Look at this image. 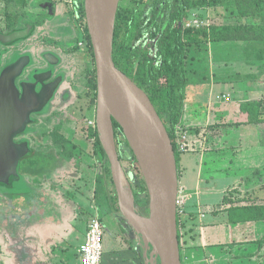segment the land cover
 <instances>
[{
	"label": "rangeland",
	"instance_id": "374dc122",
	"mask_svg": "<svg viewBox=\"0 0 264 264\" xmlns=\"http://www.w3.org/2000/svg\"><path fill=\"white\" fill-rule=\"evenodd\" d=\"M63 2L65 9L71 8V4L74 9L77 8L75 4L78 0H63ZM43 14L44 11L37 6L36 0H0V29L9 30L14 28L20 20H30L37 26L34 40L41 41L46 37L47 32L51 31L48 25H44ZM188 14L187 24L190 26L236 25L252 22L250 19L238 17L233 13L232 7L223 5L201 7L189 11ZM62 40L67 42L66 38ZM262 48L259 43L252 42L208 43L189 48L186 62L188 85L185 91V103L191 104L194 110L195 108L199 110L198 117L206 122L203 126L190 128L179 124L177 127L179 132L182 130L186 132L183 128H189L188 131L193 132L191 135L193 141L189 137V143L191 141L195 148L192 153H199L202 148L205 149V147H199V141H206L204 135L199 136L204 128H222L223 140L228 138L233 140L234 135L237 134L235 128L241 126L255 128V135L251 131L247 137L249 141H256L258 143L256 146L263 147L261 142L264 137V124H243L240 114L241 104L261 100L264 118V59L262 61L255 59ZM66 59L69 57L67 56ZM79 98L80 100H76L73 106L75 115L89 100H94L92 88L89 89L87 86L86 92ZM209 110L213 112L212 115ZM84 114L87 115L85 112ZM67 120L69 125L65 123L66 128H62L61 131L66 138L72 140L73 146L60 148L51 145L47 137L44 146L35 145L41 156L25 160L21 167L28 184L35 188L43 190L49 188L53 191L50 197L54 202L57 200L60 212L55 209L57 205L48 207L45 204L43 210L50 208L51 211L40 215L42 219L35 217L36 213L33 212L31 217L29 216L30 219L25 215L27 211L25 212L26 208L23 210V206L31 204L27 197L37 190L28 193L27 190L23 192L25 190L22 189V192L19 190L15 195L0 194V264H82L78 253L79 247L83 244L89 224L94 220L100 222L103 230L101 264H149L143 253L141 258L137 252V248L143 252L139 238L117 211L114 201L116 194L109 177H107L108 197L100 198L98 203H94V173H105L102 163L99 164L96 159L97 148L91 139L92 130L88 129L86 140L85 132L81 131L74 117ZM49 130L50 128L42 129L46 133ZM117 141L118 155L131 185L134 205L139 214L147 218L149 199L147 191H144L142 174L138 165L134 163L130 149L120 131H118ZM70 150L72 155L65 161L67 151ZM230 151L226 149V152ZM182 159L188 158L182 156ZM198 160L199 158L197 162ZM195 163V161L192 162V165ZM26 167H32L33 171H23ZM109 169L110 167L106 165V172L110 171ZM256 173H260V177L264 176V168L256 169ZM179 188L184 191L186 202L185 190L182 187ZM258 193L261 196L263 194L262 191ZM50 197L49 195L46 197L48 204H50ZM258 198L240 197L236 203L239 201L249 203ZM201 215L205 214L197 212L196 221L195 217L190 218L186 212L181 222L182 248L189 244V233L193 234L197 229V223L200 224L204 218ZM18 247L23 248L21 254H24V260L20 261V256L16 259L15 253ZM144 253L146 255L145 250ZM184 263L188 264L186 260Z\"/></svg>",
	"mask_w": 264,
	"mask_h": 264
},
{
	"label": "water",
	"instance_id": "95a60500",
	"mask_svg": "<svg viewBox=\"0 0 264 264\" xmlns=\"http://www.w3.org/2000/svg\"><path fill=\"white\" fill-rule=\"evenodd\" d=\"M53 10L50 0H37ZM120 0H84L87 31L96 71V129L102 150L108 160L119 212L132 228L142 245H151L156 253L155 264H181L178 241L176 197L179 189L176 157L166 128L148 96L113 62L115 20ZM32 24L9 35L0 31V44L14 45L34 34ZM15 63L0 75V194L15 195L34 192L20 173V163L33 154L29 141L16 143L22 128H8L12 113L8 111L14 84ZM23 88V86H21ZM113 120L136 159L149 199L147 218L135 213L128 205L131 185L119 160ZM22 192V191H21Z\"/></svg>",
	"mask_w": 264,
	"mask_h": 264
},
{
	"label": "trees",
	"instance_id": "16d2710c",
	"mask_svg": "<svg viewBox=\"0 0 264 264\" xmlns=\"http://www.w3.org/2000/svg\"><path fill=\"white\" fill-rule=\"evenodd\" d=\"M211 5L232 7L233 13L238 17L250 19L252 22L236 25L187 26L189 11ZM81 13L84 17L83 0H81ZM223 42L259 43L263 48L255 59L261 61L264 59V0H120L119 2L115 20L113 62L116 68L143 90L151 101L173 146L177 171L181 152L178 150L176 130L181 122L185 103L187 51L192 46ZM94 88L96 89V84ZM240 114L243 124H264L261 100L241 104ZM113 129L114 133L116 130L122 133L114 120ZM93 135L97 148L96 158L98 161H104L105 169L106 165L108 166L107 158L97 132L95 131ZM54 136V141L58 142L60 137L57 133ZM261 143L264 147V137ZM126 145L128 146L127 142ZM116 147H118L117 141ZM68 153L72 155L71 150ZM131 155L134 163L137 164L132 152ZM119 160L121 161L120 157ZM104 175L99 173L96 177L94 193L96 203L100 198L108 197V182ZM108 175L112 185L110 171ZM144 191H147L145 186ZM52 192L51 189L46 188L30 194L27 200L31 204L23 206V210L26 208L25 212L27 211L25 215L30 218L34 212L35 217L41 218L40 215L51 211L50 208L43 210L45 204L48 207L58 206L57 200L54 202L50 197ZM48 195L50 204L46 201ZM114 201L119 212L116 196ZM57 206L55 209L58 212L60 208ZM227 215L232 224L264 222V205L235 206L227 211ZM181 222L182 218L177 215L180 256L182 255ZM258 243H264V237ZM137 252L142 258L140 248H137Z\"/></svg>",
	"mask_w": 264,
	"mask_h": 264
},
{
	"label": "flooded vegetation",
	"instance_id": "af4514ba",
	"mask_svg": "<svg viewBox=\"0 0 264 264\" xmlns=\"http://www.w3.org/2000/svg\"><path fill=\"white\" fill-rule=\"evenodd\" d=\"M50 1L54 4L53 10L41 6L37 1V6L44 11V25L51 28V31L49 30L51 34L48 31V36L46 35L41 41L34 40L37 26L30 20H20L14 28L9 30L0 29L3 35H9L16 29L24 28L29 24L35 27L34 34L19 44H0V75L6 66L13 63L17 66L13 73L14 75L18 73L14 80L17 92L11 94L8 106V111L12 113V124L8 128H22V133L15 137L14 141L16 143L29 141L30 148L33 150V154L20 163V173L23 177L22 162L41 156L36 146H44L47 137L51 145L60 148L73 146L72 140L66 138L61 131L62 128H66L65 123L69 125L67 119L74 117L81 131L85 132L86 140L88 129L92 130L86 125L87 121L94 119L96 123V89L94 88L96 71L85 14L82 17L81 13V0L75 4L76 9L72 4L71 8L65 9L63 0ZM62 38H66L67 42H64ZM67 56L69 59H66ZM87 86L89 89L92 88L94 100H89L77 116L73 113V106L75 101H79V97L86 92ZM45 128L50 130L47 133L43 132L42 129ZM118 131L114 133L115 144ZM55 133L60 137L58 142L54 141ZM93 133L95 131L92 130L91 139L95 144ZM69 156L68 153L65 161L69 159ZM100 162L104 166V161H99V164ZM107 167L109 168V163ZM26 170L33 171L32 167L23 169V171ZM103 170L106 172V167L105 169L103 167ZM107 177H109L108 174Z\"/></svg>",
	"mask_w": 264,
	"mask_h": 264
},
{
	"label": "crops",
	"instance_id": "0c3cea01",
	"mask_svg": "<svg viewBox=\"0 0 264 264\" xmlns=\"http://www.w3.org/2000/svg\"><path fill=\"white\" fill-rule=\"evenodd\" d=\"M198 113L199 110L185 103L180 124L190 128L203 126L206 122L198 117ZM183 129L193 141V132H189V128ZM201 131L199 136L204 135L206 141H199V147L205 149L199 153L182 154L178 164L179 187L184 188L187 195V214L190 218L195 217L196 221L197 212L205 214L193 234L186 235L189 244L182 248V259L188 264H264V243H258L264 237V222L232 224L227 215V211L235 206L264 205V176L256 173V169L264 168V147L256 146L258 143L249 141L247 137L251 131L255 135L256 130L243 126L235 128L237 134L233 140H223L222 128H204ZM194 133L197 134L196 131ZM226 149L231 151L226 152ZM182 156L188 159H182ZM194 161L196 163L192 165ZM98 174L95 172L93 176L95 184ZM104 177L108 182L106 172ZM258 191L263 192L262 196L257 194ZM236 197L259 198L249 203H236ZM17 249L16 259L20 256L19 260H24L23 248ZM184 260L181 261L184 263Z\"/></svg>",
	"mask_w": 264,
	"mask_h": 264
},
{
	"label": "built area",
	"instance_id": "2783aa9c",
	"mask_svg": "<svg viewBox=\"0 0 264 264\" xmlns=\"http://www.w3.org/2000/svg\"><path fill=\"white\" fill-rule=\"evenodd\" d=\"M187 26H190L187 24ZM93 131H96V123L94 119H89L86 123ZM178 150L181 153H192L195 151L194 144L189 143V135L185 131H180L179 128L176 130ZM184 191L179 188L176 197V213L182 219L184 218L185 212V196ZM202 217L204 215H201ZM102 226L99 221H92L88 229L86 230L85 239L82 245L79 247V255L81 257L82 264H101L103 256L102 246ZM181 264H184L181 261Z\"/></svg>",
	"mask_w": 264,
	"mask_h": 264
},
{
	"label": "bare ground",
	"instance_id": "6f19581e",
	"mask_svg": "<svg viewBox=\"0 0 264 264\" xmlns=\"http://www.w3.org/2000/svg\"><path fill=\"white\" fill-rule=\"evenodd\" d=\"M126 200H127L128 205L133 209V211L135 213L139 214L138 209L134 205V201H133L132 196L130 194H128V193H127V196H126ZM143 245H144L145 252H146L147 262L149 264H155V262H156L155 261L156 260V253H155L154 249L152 248L151 245H148V244H145V243H143Z\"/></svg>",
	"mask_w": 264,
	"mask_h": 264
}]
</instances>
